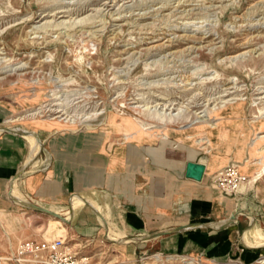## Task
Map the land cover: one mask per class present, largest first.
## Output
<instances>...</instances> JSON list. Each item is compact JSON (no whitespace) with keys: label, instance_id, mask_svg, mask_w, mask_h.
<instances>
[{"label":"rangeland","instance_id":"374dc122","mask_svg":"<svg viewBox=\"0 0 264 264\" xmlns=\"http://www.w3.org/2000/svg\"><path fill=\"white\" fill-rule=\"evenodd\" d=\"M131 124L183 149L184 163L207 165L206 188L236 203L245 197L246 184L264 170V0H0V125L116 127L126 131L120 136L126 142L141 135ZM29 139L37 150V139ZM233 168L247 180L226 192L214 178ZM83 202L55 213L70 223L16 213L17 231L30 239L64 238L87 264L264 258L258 229L245 222L213 235L196 231L206 234L205 243L160 253L105 230L108 221L127 233L107 212L101 225H75Z\"/></svg>","mask_w":264,"mask_h":264},{"label":"crops","instance_id":"0c3cea01","mask_svg":"<svg viewBox=\"0 0 264 264\" xmlns=\"http://www.w3.org/2000/svg\"><path fill=\"white\" fill-rule=\"evenodd\" d=\"M125 133L116 127L105 132L53 131L47 125L26 130L0 125V255L15 248L17 240H43L20 235L16 213L22 216L27 215L25 210H32L56 218L27 204L56 213L61 212L60 208L72 209L78 198L85 205L73 209L75 225H101L103 219L107 220L106 212H110L112 224L137 238L133 242L156 246L160 253L185 251L205 243L206 234L196 231L205 229L213 235L240 228L243 222L246 229L253 223L261 238L264 176L256 183H247L245 197L236 203V199L222 197L186 177L189 162L184 163L183 149L172 148L169 141L145 133L120 141ZM29 137L37 139V150ZM234 216L236 219L230 221ZM188 231L196 232L189 236L191 239L186 236ZM158 232L167 234L145 239Z\"/></svg>","mask_w":264,"mask_h":264},{"label":"built area","instance_id":"2783aa9c","mask_svg":"<svg viewBox=\"0 0 264 264\" xmlns=\"http://www.w3.org/2000/svg\"><path fill=\"white\" fill-rule=\"evenodd\" d=\"M246 180L236 168L221 171L214 178L226 192L239 190ZM0 264H87V259L78 258L64 238H56L20 241L9 253L0 255Z\"/></svg>","mask_w":264,"mask_h":264},{"label":"water","instance_id":"95a60500","mask_svg":"<svg viewBox=\"0 0 264 264\" xmlns=\"http://www.w3.org/2000/svg\"><path fill=\"white\" fill-rule=\"evenodd\" d=\"M4 130L14 131L12 129H4ZM23 134H28V133L27 132H23ZM205 172H206V165L204 163L189 162L187 164L186 177L189 178V179H193L195 181L201 182L203 180ZM27 205L29 207L33 208V209L38 210V211L49 213L50 215H52V216H54V217H56L58 219H61L63 221H67L65 218H63L61 216H58L55 213H53L51 211H48V210H46V209H44L42 207H38V206H35L33 204H27ZM235 219H236V216L232 217V219L230 221H234ZM251 227H253V223L251 224ZM185 228L186 227H183V228H180V229H176L173 232H179V231H182ZM165 234H167V232H158V233H154V234L149 235L145 239H152V238H156V237H159V236H162V235H165ZM138 239H143V238H138Z\"/></svg>","mask_w":264,"mask_h":264},{"label":"bare ground","instance_id":"6f19581e","mask_svg":"<svg viewBox=\"0 0 264 264\" xmlns=\"http://www.w3.org/2000/svg\"><path fill=\"white\" fill-rule=\"evenodd\" d=\"M203 117H205V115L203 116ZM201 118V117H200ZM59 123V122H58ZM147 125V124H146ZM146 127V126H145ZM151 128V127H150ZM150 128H148V129H150ZM160 128V127H159ZM129 129L130 130H135L132 134H136V135H138V134H144L145 132H144V130L142 129V130H137L138 129V127L137 126H135V125H133V124H131V126L129 127ZM154 129V128H153ZM137 130V131H136ZM152 130V129H151ZM148 132V131H147ZM130 136V135H129ZM125 138V137H124ZM128 138H130V137H128ZM260 138V137H259ZM200 143V142H199ZM133 156V155H132ZM199 161V160H198ZM262 167V166H261ZM264 175V170H261V171H258L256 174H255V177L253 178V182L255 181V180H257L259 177H261V176H263ZM93 176V175H92ZM102 193V192H101ZM129 193V192H128ZM96 195V194H95ZM102 200H103V198H102ZM105 203V202H104ZM110 208L111 207H108V210H110ZM76 210V209H75ZM111 211V210H110ZM107 214H108V217H109V215H110V213L109 212H107ZM104 227H105V230H108L110 233H112V234H114V235H116L117 237H119V238H121V239H123V240H125V241H129V242H133V241H137V238H134V237H129L127 234H125L124 232H122V231H120V230H117V229H115L114 227H111L110 225H109V222H105L104 223ZM7 229V228H6ZM146 237V236H145ZM260 237H261V239L264 241V233H262V234H260ZM143 238V237H142ZM139 240V239H138ZM141 240V239H140ZM144 242V241H143ZM160 256V254H157V255H155L154 257H159ZM187 256V255H186ZM183 261H189L190 259H188L187 257H184L183 259H182ZM262 260V261H261ZM260 260V264H264V258L263 259H261Z\"/></svg>","mask_w":264,"mask_h":264}]
</instances>
